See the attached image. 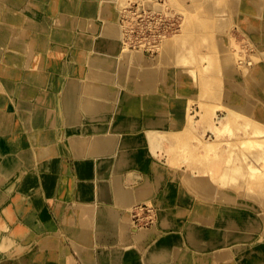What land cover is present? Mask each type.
I'll use <instances>...</instances> for the list:
<instances>
[{"label": "bare ground", "instance_id": "1", "mask_svg": "<svg viewBox=\"0 0 264 264\" xmlns=\"http://www.w3.org/2000/svg\"><path fill=\"white\" fill-rule=\"evenodd\" d=\"M64 1L59 5L58 0H28L25 7H19L20 10L28 8L34 20L40 16L39 12L59 11V7H65L61 13L67 22L64 34H61L65 36H61L65 42H61L68 45L66 63L69 68L66 72L60 70L62 79L56 83L59 89H54L56 97L49 109H45L44 97L41 94L37 96L33 113L36 119L45 114L53 129L46 131L38 143L56 139L61 146V141L71 144L69 147L73 151H91L97 156L100 159H95L97 168L102 173H113L111 186L99 185L98 198L139 201L124 211L131 223L135 208L141 213L140 205H147L154 212L156 218L152 227H132L133 240L143 249L148 247L143 256L145 264H174L175 261L182 264L187 260V253L192 256L193 264H264V63L249 69L248 90L246 83L236 81L239 70L234 61L224 54L227 49L224 38L218 39L216 52L201 55L208 57L209 61L196 69L189 63L195 57L189 50L172 55L163 53L161 56H150L140 49L130 50L123 33L125 26L120 22V7L127 4V0ZM140 2L143 10L146 8V12L152 13L162 11V7L165 10L167 5H160L157 0ZM190 2L202 10L201 14L210 22V27L228 32L232 17L244 19L250 33L264 41V0H177L178 5L191 16ZM4 8L1 5L0 14H3ZM79 11L82 13L79 14ZM45 23L36 21L34 25L39 26L37 30L49 35L50 28H45ZM191 26H194L193 22ZM71 35L77 37L76 41L69 42ZM18 47L22 50L25 45L19 40ZM33 49L29 46L24 64V75L28 79L24 80L40 85L47 82V85L53 86L55 82L49 78L52 65H32L34 62L30 61V55ZM72 60L74 66L70 63ZM242 63L245 70L251 65L249 60ZM50 64L61 66V62L55 60H51ZM200 68L207 71L206 77L212 79L213 91L210 82L209 87L203 86L201 91V85L193 86L190 82L189 75L194 79ZM75 70H78L77 74ZM187 83L189 92L183 90ZM110 98L117 101L111 105ZM211 98L215 101L210 104ZM207 105H211L213 113L209 116L206 111L205 115L209 118H203V127L202 124L197 126ZM110 116L113 133H110L109 125H104ZM11 117V108L7 106L5 109L0 105V134L5 136L8 130H16V126L10 124ZM79 123H82L81 129ZM91 130L95 132L94 139L85 133ZM197 132L203 134L206 140L200 137V144L187 149L188 144L183 140L187 136L195 138L197 135L198 138L200 135ZM73 138L76 139L70 141ZM9 144L11 149L8 151L13 153L0 155V201L7 198L8 204L11 198L8 192L15 187L19 192L15 193L13 203L0 209V264H12L16 260L26 262L29 257L26 250L35 244L33 239L37 237L30 239L25 236L27 226L24 224L25 216L22 217L26 208L32 206L35 182L17 178L22 172H14L11 176L14 167L21 164L19 151L15 140L0 137L2 151ZM172 145H176L178 150L170 154ZM204 148L217 158L216 164L202 165L205 161H201L200 157L207 155L203 153ZM73 151L65 157L75 160ZM176 157H182L185 165L179 164L177 170L166 167L165 162ZM152 159L157 162V166L152 168L155 173L149 168ZM50 161L54 162L50 159L46 164H51ZM89 166L76 163L75 172L85 174ZM134 166L145 170V178L139 190L128 191L119 185L115 175L120 169ZM241 169L242 172H239ZM56 171L57 167L52 166L48 180L51 187L56 179L52 174ZM6 172H9L10 178L4 174ZM230 177L238 188L236 192L224 189ZM187 185H191L192 192ZM153 191L158 193V199L150 198ZM82 193L84 197L90 195L87 186ZM90 210L93 212L89 208L82 209L79 224H73L81 240L90 242L91 237L86 231L94 225L99 231L126 228V224L119 222L113 213L101 216L100 211L94 215ZM178 211L181 213L175 217L174 212ZM14 217L19 219L15 225L12 223ZM39 218L42 221L43 217ZM33 220H29V225L38 230ZM154 230L160 231L161 236L157 237ZM100 238L114 240L116 237L101 235ZM183 244L188 248L191 246V250L184 252ZM107 254H102L101 259ZM82 255L87 260L85 264H96V257L84 249ZM130 255L137 256L132 250L124 254L125 257ZM36 257L29 264H40Z\"/></svg>", "mask_w": 264, "mask_h": 264}, {"label": "crops", "instance_id": "2", "mask_svg": "<svg viewBox=\"0 0 264 264\" xmlns=\"http://www.w3.org/2000/svg\"><path fill=\"white\" fill-rule=\"evenodd\" d=\"M58 1L59 5L65 3L64 0ZM0 4L5 7L3 14H0V105H2V108L5 107V109L7 106L11 108L13 118L11 117L10 124L14 125V127L16 126V130L7 131V133L11 135L7 133L5 136L0 134V137H5L12 141L15 140L16 148L19 151L18 157L21 164L14 167L11 176L14 172H22L17 178L21 181L31 179L32 182H35L34 190L27 192L30 193L32 191L33 193L32 206L26 208L22 217L25 216L24 221L26 222H24V224L27 226L25 236H29L30 239L31 237H37L33 239L35 244L29 246L26 250V255L29 256L28 260L26 262L16 260V262L12 264H29L30 260L35 258L36 255V260L38 263L40 262V264H85L84 262L87 260H85L82 255L83 249L87 251L89 255L91 254L92 257H96V264H145L143 256H145L148 247L143 246V249L139 243L133 240V225L130 218L126 217L124 213L128 207L139 201L123 202L122 200L111 201L98 198L99 185L107 184L111 186L113 182L111 180L113 173H102L95 163V159L98 161L100 159L91 151H73V149H71L72 147H69L71 144L68 145V143L66 144L61 141V146L56 139L55 141L54 139L44 140L42 144L38 143L41 137L45 135L44 133L46 131H53V129L46 121L45 114L36 119L33 113L37 96L41 94V96L44 97V106H47L45 109H49V105H52V99L55 100L56 97L53 91L54 89H59L56 83H60V79H62L60 70L66 72V69L69 68L67 65L68 63H66L68 45L64 44L65 41L62 37L65 36L61 35L67 24L61 17V13L65 7H59V11L54 10L51 12L49 10L48 13L47 11L39 12L40 16L34 20L33 13L29 12L28 8L24 10H20L19 8L20 6L22 8L25 7L28 4V0H0ZM189 9L193 12L196 9L192 2L189 4ZM81 13L82 11H79V14ZM234 19H236V17H234ZM262 19L264 20V16ZM36 21H40V24L46 22L44 27L50 28L49 35L37 30L39 26L34 25ZM229 28L230 22L228 25V29ZM76 39L77 37L75 35H71L69 42H74ZM19 40L20 43L25 45V48L22 50L18 47ZM32 43L33 45H31ZM29 46L34 48L32 55H30V61L34 62L32 65H52L50 66L51 74L49 71V78L55 82L53 86L47 85V82L40 85L30 80H24L28 79V77L24 75V72H26V65L24 64L25 59L28 58L29 55ZM89 46H91L90 41ZM59 47L61 50H59ZM51 60L61 62V66L50 64ZM70 63L74 66L73 60ZM28 65L30 64H27V66ZM74 73L77 74L78 70H75ZM189 76L190 82H192L194 86L195 79H193L191 75ZM72 77L77 78L75 76ZM179 87L181 91L183 84ZM184 88L186 89L183 90L190 91L188 90V88H190L188 83ZM110 100L111 105L113 102L117 101L115 98H110ZM110 118L111 116L105 121L104 125H109L110 133H113ZM81 124L82 123H79L80 129L82 127ZM96 124L97 123H91V125ZM106 132H108V128ZM85 133L90 136L89 138L94 139V130ZM114 135L115 134L111 136ZM75 139L76 138H73L70 141ZM53 142L54 146L52 145ZM80 142L83 143V139L80 138ZM9 149H11L10 144L4 147L3 151L0 147V155H6L7 153L12 154L13 152L8 151ZM72 151L76 158L75 160L65 157L68 154H72ZM111 154L113 155L114 151H112ZM50 159L54 162L50 161L51 164H46ZM76 163H85L86 166L90 165L88 167V172L85 174L76 173ZM50 166L57 167V171L52 174L56 177L52 187L50 186V182H48L52 173ZM156 166V159H152V164L149 168L153 173H155V171L152 168ZM4 174L8 178L11 177L9 176V172ZM115 177L119 179V185L123 189L137 191L143 185L145 170L135 166L129 169H120ZM8 180H6V184ZM84 186H87L90 191L88 197H84L82 193ZM158 189L160 191L161 187L159 186ZM16 192H19L18 187L8 192L9 198L11 197L8 204L14 202ZM150 198L158 199V193L153 191ZM5 204H7V198L0 201V209ZM88 208L93 210V212L90 210V213L94 215H97L99 211L101 216L113 213L119 222H124L126 224V228L114 227L99 231L94 225L86 231V234L91 237L90 242L87 243L81 240L73 224L77 223L76 226L79 224L81 218L79 212L82 209ZM39 212L43 214L40 215ZM180 213L179 211L174 212L175 217ZM41 216L43 217L42 221H40L41 219L39 218ZM31 218L34 219L33 221H35L38 230H33L29 225V220ZM95 218L96 216H94V219ZM18 220L19 219L14 217V219H12L13 225H15ZM155 232V235L158 237L160 231ZM101 235H107V237L113 236L116 238L114 240L110 238L101 239ZM95 236L96 238H93ZM183 245L185 247L183 248L184 252H189L191 250V246L188 248L185 244ZM84 246H86V248ZM130 250L135 251L137 256L130 255L125 257L124 254ZM106 252H108L107 256L101 259L102 254ZM151 264L155 263L152 262ZM174 264L179 263L175 261ZM182 264H193V258L190 253H187V260Z\"/></svg>", "mask_w": 264, "mask_h": 264}, {"label": "rangeland", "instance_id": "3", "mask_svg": "<svg viewBox=\"0 0 264 264\" xmlns=\"http://www.w3.org/2000/svg\"><path fill=\"white\" fill-rule=\"evenodd\" d=\"M157 1H159V4L162 6L163 3H165V5L167 4L165 7L166 11L164 10V7H162V11L156 10L153 13L146 12L147 9L146 8H145L146 10L142 9L140 0H127V4L120 7L121 10L120 22L122 25L125 26V28H123V33H124V37L126 38V40L130 45L129 47L130 50L140 49L143 51V53L150 56H156V55L161 56L163 55V53H168L172 55L177 52H183L184 50H189L193 54V56H195L193 60L189 61V63L190 65L194 66L197 69L198 67L203 66L206 62L208 63L209 61L208 57H202L201 55L216 52L218 39L224 38L225 45L227 47L226 53L224 54H226L230 58V60L234 61L235 65L239 70L238 78L236 79V81L237 82L243 81L244 83H246V86L249 90L247 83L249 76L248 74L250 73L249 69H251L253 65H260L262 64V62L264 63V41L258 35H254L250 33L248 24L245 22L244 19H238V18L234 19V17H232L230 21V28L228 29V32L226 31L227 32L226 33L225 31L222 32L219 31L218 29H214L210 27L211 26L209 24L210 22L206 21L205 19L206 17L201 14L203 12L199 8H196L195 11L190 16L185 13L186 10L184 11L182 7L178 5L177 0H169V1L157 0ZM192 22L194 24L193 27L191 26ZM167 40L169 42H167ZM246 60H249L251 62V65L248 66V68L246 67L247 69L245 70L244 68L245 66H242L243 64L242 62H245ZM202 69L204 70L203 67ZM203 70H201L200 68V70L196 71V76L194 77L195 79L194 85H201L200 88L201 91L203 86L209 87V82H210V89L211 91H213L214 86L212 85L213 82H211L212 79L208 76L206 77L207 71H203ZM234 98H238V96L234 95ZM197 99H199V97ZM214 101H215L214 98H211L210 104L213 103ZM207 106L208 108L206 107L207 110L205 109L202 117L200 116L199 118L200 122H198L197 126H200L202 124L201 121L203 120V118L207 116L205 115L206 111H208L206 114L209 113V116L211 113H213V108L211 107L212 108L211 109L209 107L211 105H207ZM209 116L207 117L209 118ZM207 117L206 120L208 119ZM182 124L185 123L183 122ZM203 126L204 125L202 124V127ZM195 130L196 129H194V131ZM184 131L185 129L183 130V135H184ZM196 134H198V132ZM198 135H200L198 136V138H196L197 135L195 136V138L194 137L191 138L190 136H187L183 140L187 142L185 144H188L187 149L189 147H191L192 149L194 144H200L201 142L199 141L200 139L201 140L202 138L205 139V137H203V134H198ZM172 141L173 143H176V140L173 138ZM172 148L173 149L169 151L170 154L178 150V147H176V145H172ZM205 149L206 148L203 149V153L207 155L206 156L201 155V157L199 155V157L202 158L201 161L203 160L205 161L204 163L202 162V165L206 163L209 165L216 164L217 158L213 154H210L211 151H204ZM178 158L177 159L174 158V160L173 159L171 160L169 158L168 161L169 165L168 162H165L166 167L169 166L170 169L177 170L179 164H180L179 166H181V164L185 165V162L183 161V159H181L182 157L179 159ZM203 158H206L207 160ZM200 167L202 168V166L199 167L196 166V168L198 169ZM239 172H242V169ZM187 186H188V190L191 191L190 188L191 185H187ZM224 189L226 190L229 189L231 192H236L238 188L236 187L235 182L230 177V180L228 181ZM142 207L145 208L144 211H142L143 210ZM147 207H148L147 205L138 206V208L141 210V213H138L135 208L134 218L132 223L133 226L139 225L142 227H152L153 223L155 222L156 216L154 212L149 207L148 208Z\"/></svg>", "mask_w": 264, "mask_h": 264}]
</instances>
